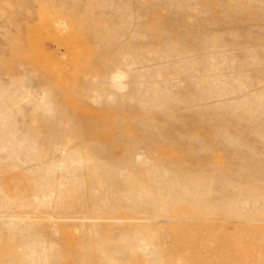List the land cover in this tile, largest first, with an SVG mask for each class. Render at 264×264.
<instances>
[{"label":"rangeland","instance_id":"374dc122","mask_svg":"<svg viewBox=\"0 0 264 264\" xmlns=\"http://www.w3.org/2000/svg\"><path fill=\"white\" fill-rule=\"evenodd\" d=\"M0 264H264V0H0Z\"/></svg>","mask_w":264,"mask_h":264}]
</instances>
